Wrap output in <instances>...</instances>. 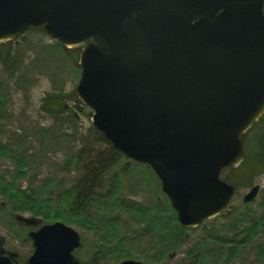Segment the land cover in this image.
I'll return each mask as SVG.
<instances>
[{
  "label": "water",
  "instance_id": "obj_1",
  "mask_svg": "<svg viewBox=\"0 0 264 264\" xmlns=\"http://www.w3.org/2000/svg\"><path fill=\"white\" fill-rule=\"evenodd\" d=\"M263 8L264 0H0V43L43 28L81 48L75 93L92 127L152 170L178 224L197 228L231 202L235 189L220 174L242 162L241 137L264 114ZM27 238L26 264H79L80 237L63 223ZM3 243L0 264H14Z\"/></svg>",
  "mask_w": 264,
  "mask_h": 264
},
{
  "label": "rangeland",
  "instance_id": "obj_2",
  "mask_svg": "<svg viewBox=\"0 0 264 264\" xmlns=\"http://www.w3.org/2000/svg\"><path fill=\"white\" fill-rule=\"evenodd\" d=\"M54 43L43 28H31L12 40L9 60L8 56L0 59V148L4 149L0 154V192L3 193L0 195V237L4 240L2 250L15 256V264H26L33 252L28 232L57 222L78 233L81 246L73 255L79 264H120L124 260L143 264H194L196 255L190 259L186 257L193 248H202L200 252L206 259L203 264H264V258H256L254 254L257 244L264 242L263 234L258 231L250 240L253 247H241L240 250L244 249L241 254L229 255L233 245L245 237L228 229L230 224L237 221L242 231L260 224L258 221L264 218L261 205L264 173L258 174L257 169L252 170L249 166L239 171L233 168L223 171L221 178H228L227 183L235 189L231 202L221 215L203 221L197 228L184 229L181 226L183 239L180 243L168 233L159 236V227L150 230L146 218L134 209H123L118 205L132 202L148 210L156 204V209L162 210L164 198L167 199L155 175L154 179L150 178L153 171L124 156L117 166L110 164L105 169L103 187L94 194L104 199L107 192L117 191L115 210L109 211V215L101 213L105 218L111 217L117 225L116 232L105 229V222L100 215L92 214L93 211L89 212L88 218L76 219L71 215L73 210L66 207L67 199L58 200L59 195L80 178V168L70 164L71 158L88 155L90 161L96 154H107L109 149L93 135V112L79 102L75 93L81 72L78 64L80 51L62 53L50 49ZM55 101L61 106L53 113L50 105ZM261 120L248 132L244 149L253 152L254 137L264 131V116ZM20 155L27 162L21 166L24 177L13 175L20 168ZM250 158L255 159L254 156ZM257 161L259 167L264 168L263 159ZM113 180L118 182L113 183ZM49 181V190L42 192L41 185ZM255 185L260 188L255 199L243 203V196ZM22 193L28 197L24 198ZM35 193L40 201L36 200ZM19 204H24L26 210L16 206ZM13 208L21 211L13 212ZM164 210L168 212L167 208ZM65 214L71 216L73 224L63 221ZM17 216L29 224L16 221ZM103 230L108 235H104ZM213 235L229 238L230 242L223 246L213 241L203 243L206 238H214ZM170 240L177 247L162 256L166 243H161ZM103 242H107L103 249L107 250L106 254L98 247Z\"/></svg>",
  "mask_w": 264,
  "mask_h": 264
},
{
  "label": "trees",
  "instance_id": "obj_3",
  "mask_svg": "<svg viewBox=\"0 0 264 264\" xmlns=\"http://www.w3.org/2000/svg\"><path fill=\"white\" fill-rule=\"evenodd\" d=\"M263 11H264V8H263ZM11 42H12V40L9 42H6V43H0V59L3 58V56H5V57L8 56L7 58L9 60V55L11 56V52H12L9 48V45ZM49 48L53 49V50L60 51L62 53L63 52L71 53V52H74L75 50L80 51V48H77V49L64 48L61 44H59L57 42H55ZM78 74H79V72L77 73V75ZM75 102L78 105H80V103L78 101L75 100ZM50 106H52L51 111L53 113H56L57 110L60 109L61 105L55 101ZM260 121H262V120L260 119ZM91 131L96 138L100 139L103 143H105L107 145L109 151L107 154L99 153V154L94 155V157L90 161H89L90 158L88 157V155H86V157H82L80 154L77 156H73L70 160V164H75L77 167L80 168L79 169L80 178L77 182H75L72 185V187L70 189H66L65 192H62L61 195H59L58 200L60 198H64L65 200L67 199V201H66L67 206L66 207L73 210L71 215L74 216L76 219H80L83 217L88 218L89 212L93 211L92 214L100 215L99 216L100 219L105 222V224H103L105 229H110V230H113L116 232V229H118V228H117V225L114 223V221L111 219V217L105 218L104 215H102L101 213L104 212V213H108V215H109V213H110L109 211L115 210V207L113 205L117 204V202H118L117 201L118 195L116 194L117 191L107 192L106 197L104 199H102V198H100L94 194H95L96 190L103 187L104 183H103L102 176H103L105 169H107L110 164H112L113 166L114 165L117 166V164L122 161L121 160L122 155L120 153H118L117 151H114V149H112V147L105 140V138H103L102 135L99 132H97L93 127H92ZM247 134L248 133H246L244 136L241 137V141L243 143V155H244V157L242 159V162L239 165H237V167H235L233 169L234 170L236 169V171H239V170H242V168L244 166L245 167L249 166V168L252 170L257 169L258 174H262V173H264V168L259 167L260 165H259V162L257 161V159L262 158L264 161V131L262 134L255 136L254 139L252 138L253 143H254L253 152H251L247 149H244L247 146V143L245 142V140L248 136ZM2 152H4V149L0 148V154L1 155L3 154ZM259 155H262V157H260ZM250 156H252V157L254 156L255 159L250 158ZM18 159L21 160L22 162H18V164L20 165V168L17 169V171L14 172L13 175L24 177L25 175L21 169V166L23 164L24 165L27 164V162L21 155ZM223 171L221 172V174L223 173ZM150 178H153V179L155 178L153 173L150 174ZM223 181H225L227 183L228 178L223 179ZM114 182L117 183L118 180H116V181L113 180V183ZM50 183L51 182L49 181V182H46V183L41 185L40 188H41L42 192L49 190ZM0 195L3 196V193L0 192ZM21 195L24 198L28 197V196L26 197L25 193H22ZM37 195L38 194L35 193V198H37L36 199L37 201L38 200L40 201L41 199L38 198ZM43 202L49 204V202H46V201H43ZM163 204L164 205L162 206V210L156 209V204L152 209H148V210H146L142 206L136 205L132 202H130V203L128 202L124 205L119 203L118 205H120L123 209H125V207L128 209H134V211L136 213H138L139 215H142L144 218H146L145 220L148 221V223L147 222L146 223L150 227V230H153L155 227H159L160 232H161L160 235L157 233L159 236L163 237L168 233V235L170 234L172 239L175 240L176 243L177 242L180 243L183 239V237H182L183 234L181 233V231L183 229L181 226L178 225L177 219H176V214L171 209L170 203H168V200L166 198H164ZM261 205L264 208V198L262 200ZM16 206L21 208L22 211L26 210V209H24V204H22V205L19 204ZM166 208L168 209V212L164 210ZM103 209L105 211H103ZM13 210H14L13 212L21 211L20 209L18 210L17 208H13ZM69 212L71 213V211H69ZM75 213L78 214L79 216H76ZM34 214H35V216L38 215L37 213H34ZM167 214H170V215H167ZM55 217L60 218L59 215H55ZM62 219L67 224H73L74 223L73 219H71V216L68 214H65V217H63ZM258 222H260V224H256L255 226L251 225L250 227H248V229L242 230V231L239 230L237 221L230 224V227L228 229H230V230L232 229L231 231L234 232L235 234L239 235V236L241 234H244L245 237L242 238V242H236L233 245V249H231V252L229 255L234 257V256L241 254L244 251V249H246V247H248V246L253 247V245L250 244V240L252 239L253 236L256 235L257 231L260 232L261 234H263V236H264V218H261ZM97 231H99V230H97ZM225 232H228V231L226 230ZM103 233H104V235H108L107 233H105L104 230H103ZM213 236H214V238L211 237L212 238L211 240L206 238L203 241V243L206 244V243H211V241H213V243H217L219 246H223V245H225V242H230L229 238L219 237L217 235H213ZM220 238L222 241L220 240ZM263 240H264V238H263ZM106 243L107 242H103L101 246H98L102 250L103 254L107 253L106 252L107 250H103L106 247ZM165 243H166V245H163L165 250H164L162 256H165L167 252H169L173 248L175 249L177 247V244L173 243L171 240L169 241V243L164 241L161 243V245L165 244ZM241 247H244V249L240 250ZM194 249H196V250H194ZM201 249L202 248H193L192 250H189V252L186 254V257L188 259H190L194 255H196V257H194V259H195L194 264H203L206 259H204V255L200 252ZM221 250H223V249H221ZM196 252H200V253L196 254ZM254 254H255L256 258H264V242L261 244H257V247L254 251Z\"/></svg>",
  "mask_w": 264,
  "mask_h": 264
},
{
  "label": "flooded vegetation",
  "instance_id": "obj_4",
  "mask_svg": "<svg viewBox=\"0 0 264 264\" xmlns=\"http://www.w3.org/2000/svg\"><path fill=\"white\" fill-rule=\"evenodd\" d=\"M3 256H6V255H8V253H5L4 251H3V254H2ZM13 262H14V260H13ZM14 264H15V262H14Z\"/></svg>",
  "mask_w": 264,
  "mask_h": 264
}]
</instances>
